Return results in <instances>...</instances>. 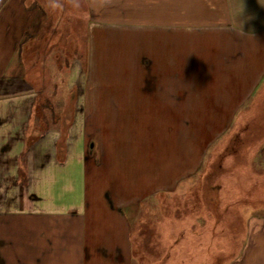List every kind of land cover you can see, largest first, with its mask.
Here are the masks:
<instances>
[{
    "label": "crops",
    "instance_id": "crops-1",
    "mask_svg": "<svg viewBox=\"0 0 264 264\" xmlns=\"http://www.w3.org/2000/svg\"><path fill=\"white\" fill-rule=\"evenodd\" d=\"M77 1L0 0V184H14L7 194L0 193V264L121 263V258L103 260L100 252L108 257L113 248L118 253L129 247L131 222L125 210L134 202L128 204L127 197L111 190L104 192V205L122 222L126 239L99 238L98 246L93 245L100 248L101 259H97L89 253V231L84 240L78 234L89 227L92 213L85 181L84 198L55 210L37 206L46 200L35 196L32 188L50 164H68L77 142L78 160L85 169L101 167L106 150L98 154L100 145L95 138L101 125L94 123L89 130V123L96 113L103 116L111 109L108 102L118 104L120 93L129 98L138 94L158 114L184 121H174L176 131L196 128L193 141L185 142L183 150L191 159L187 155L184 170H177L174 178L157 188L175 192L181 184L185 193L200 177L209 152L216 150L213 143L228 133L225 130L234 121L253 118L264 100L260 96L264 88V4L248 0L244 12L233 10L245 8L241 0H234L235 4L233 0H83L91 18L99 20H94L90 41L81 54L80 36L75 34ZM112 23L134 25L137 32V48L129 61L136 79H130V84L102 82L98 75L108 68L104 63L108 47L102 46L109 38L102 28ZM104 93L110 94L109 100L102 97ZM209 117L216 131L201 127V121L206 124ZM260 140L249 148L256 152L251 171L255 187L243 192L236 177L231 183L224 177L218 183L232 190L233 200H246L237 207L236 215L246 218L245 242L233 264H264V216L255 206L264 201V139ZM27 162L31 172L24 171L27 177H22ZM21 178L29 185L22 197L18 196L19 184L24 182ZM225 198L216 194L212 199L216 209H223ZM48 226L53 229L49 234Z\"/></svg>",
    "mask_w": 264,
    "mask_h": 264
},
{
    "label": "rangeland",
    "instance_id": "rangeland-1",
    "mask_svg": "<svg viewBox=\"0 0 264 264\" xmlns=\"http://www.w3.org/2000/svg\"><path fill=\"white\" fill-rule=\"evenodd\" d=\"M247 1L241 0V4L245 3V8L233 10L246 12ZM255 1L264 4V0ZM84 2L78 0L76 9L79 20L75 34L80 36L81 54L83 45H87L93 33L94 20H99V18H91L88 6ZM233 3L235 4L234 0ZM119 26L120 23H112L102 28L105 30L102 33L109 38L105 46H102L105 49L106 46L108 47V57L107 60L104 59L108 70L100 71L98 75L102 82L123 81L130 84V79H136V73L129 61L137 48V32L134 30V25ZM98 32L97 28L96 33ZM66 47L68 46H65V52ZM260 89H263L260 94L262 96L264 88ZM105 93L102 97L109 100L110 94L105 96ZM119 96L122 97L119 99L122 106L120 102L118 104L108 102L106 105L111 109L103 116L102 113L101 116L99 112L96 113L89 123L91 124L89 130L93 129L94 123L101 125L97 128L100 131L99 135L95 136L100 145L97 149L98 154L101 155V150H106L101 167L91 165L87 166V170L85 169L78 160L81 149L80 142H77L66 166L50 164L38 174L32 188L34 195L46 200V203H36L37 206L44 204L46 209L55 210L62 205L77 203L82 197L84 198L82 183L85 181L92 213L89 227H83L82 233L78 232V234L84 240L89 231L93 247L89 246V253L95 254L97 259H101L98 255L100 248H94L93 245L98 246L99 238L103 237L105 241H110V235L113 240L126 239L122 222L109 213L103 202L104 192L111 190L127 197L128 204L134 202L125 210L131 222L127 232L129 247L119 250L118 253L117 249L113 248L110 255L108 251L106 252L108 257H105L101 251L103 260L115 262L121 258L120 264H233L240 257L245 242L246 218L236 215L237 207L241 208L246 200L243 198L233 200L232 197L235 195L232 190L222 189L218 183L223 177L229 178L230 183L233 177H236L237 186L243 192L255 187L251 171L252 165L256 162V152L250 150V147L258 145L261 143L260 139H264V110H262L264 100L255 108L257 114H253V118L234 121L230 128L225 130V133H228L213 143V150L217 148L207 155L204 168L207 166L208 168H203L195 185L185 193L181 184L175 192L157 191V188L165 184L168 179L174 178L177 170H184L182 166L187 155L190 159L191 157L183 149L186 140L193 141V131L196 128L192 126V131H183L182 127L176 131L175 122L179 124L184 121L178 122L169 115L158 114L154 106L150 108L151 105L147 103L149 101L145 103L138 94L129 98L122 92ZM114 107H119L120 111L114 110ZM205 120L207 123L204 124L202 120L201 127L206 125L208 131L217 128L212 118ZM191 121L186 122L191 124ZM207 160L210 162L209 165ZM27 163L21 173L22 177H27L25 175L27 170L31 172V169H28L30 162ZM225 165L230 172L229 177L223 167ZM221 166L222 169L224 168L222 172H220ZM21 180L24 182L19 184L18 196L22 197L27 193L29 185L23 178ZM229 185L231 186V184L222 186ZM9 186L12 187L14 184H0V193L7 194ZM216 194L226 197L221 201L224 205L222 210L216 209L212 200L215 199ZM205 196L206 200L203 198ZM255 206L261 208L258 211H261L260 216H264L262 210L264 201L255 203ZM52 230V227L48 226L47 234ZM88 243L90 245V242ZM86 256L85 254L84 260H87ZM94 262L90 261L88 264H98ZM69 264L76 263L72 261Z\"/></svg>",
    "mask_w": 264,
    "mask_h": 264
},
{
    "label": "trees",
    "instance_id": "trees-1",
    "mask_svg": "<svg viewBox=\"0 0 264 264\" xmlns=\"http://www.w3.org/2000/svg\"><path fill=\"white\" fill-rule=\"evenodd\" d=\"M246 202H244L243 204H245Z\"/></svg>",
    "mask_w": 264,
    "mask_h": 264
}]
</instances>
